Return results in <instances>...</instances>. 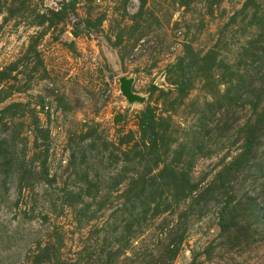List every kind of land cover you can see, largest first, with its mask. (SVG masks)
Wrapping results in <instances>:
<instances>
[{"label":"rangeland","instance_id":"rangeland-1","mask_svg":"<svg viewBox=\"0 0 264 264\" xmlns=\"http://www.w3.org/2000/svg\"><path fill=\"white\" fill-rule=\"evenodd\" d=\"M0 264H264V0H0Z\"/></svg>","mask_w":264,"mask_h":264},{"label":"water","instance_id":"water-1","mask_svg":"<svg viewBox=\"0 0 264 264\" xmlns=\"http://www.w3.org/2000/svg\"><path fill=\"white\" fill-rule=\"evenodd\" d=\"M122 91H123L124 93H127V86H126V85H123V86H122Z\"/></svg>","mask_w":264,"mask_h":264}]
</instances>
